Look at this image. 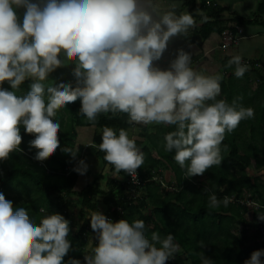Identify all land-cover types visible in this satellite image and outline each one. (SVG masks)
I'll list each match as a JSON object with an SVG mask.
<instances>
[{"label": "clouds", "instance_id": "obj_1", "mask_svg": "<svg viewBox=\"0 0 264 264\" xmlns=\"http://www.w3.org/2000/svg\"><path fill=\"white\" fill-rule=\"evenodd\" d=\"M177 7L176 0L167 6L164 0H0V160L19 150L21 125L35 133L29 144L36 146V158L52 154L60 143L57 109L80 98V112L93 122L98 114L111 112L126 113L130 124L173 126L164 149L186 168L187 178L219 165L225 134L254 117V109L217 99L223 75L195 70L191 53L183 48L168 68L154 63L171 38L196 26L193 15L177 14ZM66 58L75 63V81L43 79L56 64L69 63ZM243 60L236 54L227 62L235 66L237 78L248 70ZM29 79L30 90L19 95V86ZM5 81L13 90L2 86ZM98 148L114 176L124 171L136 180L144 154L129 130L104 126ZM62 151L73 157L77 152L70 147ZM87 169L83 159L74 168L82 175ZM204 190L210 193L209 208L229 205L230 197L218 199L214 191ZM88 216L98 243L85 253L86 264H166L180 251L172 233L149 237L142 219L113 220L100 210ZM258 218L264 221V212ZM69 232V220L61 213L37 221L25 203L13 205L0 192V264H82L64 259L72 248ZM262 256L264 249L254 250L243 264H264ZM200 264L213 260L201 253Z\"/></svg>", "mask_w": 264, "mask_h": 264}, {"label": "trees", "instance_id": "obj_2", "mask_svg": "<svg viewBox=\"0 0 264 264\" xmlns=\"http://www.w3.org/2000/svg\"><path fill=\"white\" fill-rule=\"evenodd\" d=\"M194 1L185 0V3L187 6L194 5ZM201 3L204 7L200 15L203 21L201 27L190 36L182 34L171 38L161 59L154 62L159 67L168 68L180 48L190 52L193 58L190 44L199 37L206 40L214 33L222 34L228 28L237 32L236 26L264 24V0L259 3L251 19L236 13L231 27L225 25L227 20L221 17L223 9L219 5H212L211 0H201ZM23 12V8L18 9L21 20ZM176 12L180 14L182 9L177 7ZM232 56L225 55L222 60L223 79L217 99L223 98L230 103L236 100L238 104L252 107L255 114L225 134L221 144L222 162L213 165L204 174L185 177L186 168H181L173 159V152L165 151L164 137L173 130V126L130 124L126 113L113 115L111 112L98 114L93 122L80 112L81 100L77 98L57 109L56 119L61 124L58 130L60 143L46 158L35 157L37 148L29 144L35 133L25 131L24 126H20L22 141L19 150L0 160V192L13 205L18 203L16 200L25 203L37 221L52 212L61 213L69 220L68 239L72 242V248L65 255V260L77 258L86 264L84 255L92 250L88 249L89 238L95 235L86 212L100 210L113 220L123 217L144 220L149 237L152 232H157L161 237L172 233L180 251L166 264H200L201 253L211 257L213 264H243L254 250L264 249V221L258 218V212H264V174H260L264 170V59L248 58V70L243 77L237 78L234 75L235 66H227ZM198 58L194 57L191 63ZM66 59L69 63L56 64L43 79L75 81V63L72 58ZM30 84V79L25 80L19 86L18 94L29 91ZM2 86L13 90L7 81ZM240 90L239 96L237 93ZM104 126L133 130L136 144L144 154L143 164L139 168L140 185L133 183L124 171L118 176L110 174L107 177L103 170L98 171L94 179L85 185H77L80 173L74 168L82 155L96 156L110 165L104 160V152L98 148ZM78 128L94 129L92 139L80 147L77 144ZM65 147L77 151L75 157L70 152L62 151ZM7 162L9 168L5 167ZM110 169L113 172L112 165ZM169 169L173 171L174 179L165 185L162 179L164 171ZM157 175L162 179H154ZM106 178L107 190L102 187V181ZM205 188L214 191L218 199L230 197L229 205L209 208L210 193ZM76 196L79 197L77 202L74 201ZM101 196L103 201L99 198ZM99 202H102V207ZM78 206L79 218L74 220L70 209ZM249 212L252 213L251 222L246 219ZM199 241H203L206 247L201 248ZM95 243L98 240L94 246ZM261 259L264 260V256Z\"/></svg>", "mask_w": 264, "mask_h": 264}, {"label": "rangeland", "instance_id": "obj_3", "mask_svg": "<svg viewBox=\"0 0 264 264\" xmlns=\"http://www.w3.org/2000/svg\"><path fill=\"white\" fill-rule=\"evenodd\" d=\"M167 3H170L171 0H166ZM259 0H256V5L258 3ZM176 3L179 4L180 0H176ZM256 7V6H255ZM262 41H264V35L261 34L257 35V37H254L252 40L250 39H242L239 40V43L237 44H231L230 46L226 47L225 49H223L221 46L218 49L213 50L212 52H219L221 54H234L231 51H234L236 54H242L243 59H248L250 57H253L256 55V53H262L264 54V48L262 47ZM205 44H203V50L206 52L207 50H205L204 47ZM212 45V44H211ZM213 46L214 43H213ZM194 49H197V45H193ZM215 52V53H216ZM209 53V52H207ZM211 54V53H210ZM217 54V53H216ZM211 56V55H210ZM258 56V54H257ZM258 57H263L264 55H259ZM257 57V58H258ZM216 59H214L213 57H209V62L208 63H202V65L200 66H196V70L197 71H202L206 74H212V73H216L219 72V67H220V61L219 58H217V56L215 57ZM256 84V83H254ZM253 89H255V86H253ZM242 90L238 91L237 95H241ZM248 101V98L247 100ZM228 103H230V101H227ZM78 142L79 143V147L81 145H85L87 144L88 141H90L92 139V134L94 133V129H81L78 128ZM129 135L130 137H133L135 134L133 133V130H129ZM81 159H83L87 165H88V169L87 172L85 174H80L79 180L77 185L83 186L86 183H88V181H91L94 179V176L96 173H98V171H104L103 173H107L106 176L109 177L110 174H113V172L111 171V169L109 170V166L105 163H103V161L96 157V156H89V155H82ZM10 164L7 162L5 164L6 168H9ZM260 174H264V170L261 171ZM93 176V177H92ZM174 179V174L173 171L171 169L169 170H165L164 171V177H163V183H165V185H167L168 181H172ZM107 178L104 179L102 181V187L107 190ZM100 200L103 201V197H99ZM79 200V197L76 196L74 198V201L77 202ZM15 202H19L18 200H16ZM100 207H102V202H99ZM256 207V206H255ZM80 207H73L70 209V212L72 214V217L74 218V220L78 219V213H79ZM87 217H89V213L90 211H87ZM246 219L251 222L252 221V213L249 212L246 214ZM96 236L95 235H91V237L89 238V245H88V249L89 248H93L94 247V242H96ZM250 243H252V241H250Z\"/></svg>", "mask_w": 264, "mask_h": 264}, {"label": "crops", "instance_id": "obj_4", "mask_svg": "<svg viewBox=\"0 0 264 264\" xmlns=\"http://www.w3.org/2000/svg\"><path fill=\"white\" fill-rule=\"evenodd\" d=\"M211 1L213 2L212 5L215 6L217 4L220 6L219 7L220 9H223V11L219 10L221 11V17L227 20L225 25L231 27L232 25H234L232 18H234V15L236 13L245 18H249V19L253 18L254 14L258 9V5L262 0H259L257 5H256V0H211ZM164 4L165 6H167L168 3L166 0H164ZM178 7L182 9V12H190L193 15L194 19L196 20V26L188 30L187 35L190 36L197 29H199L201 27V24L203 23L202 17H200V15L202 14L204 7L202 6L201 0H195L194 5L190 4L188 6L186 5L185 0H180ZM242 26H243L242 27L243 35L241 40L242 39L252 40L254 37H257V35L260 36L261 34L264 35V24L248 23ZM221 35L222 34L214 33L206 40H204L202 37H199L197 38L196 42L190 44L191 52L194 54L193 58L199 56V58L196 61L193 60L194 63H191V66L195 70H196V66L202 65V63H208L209 57H213L214 59H216L215 57L217 56V58L220 57L219 73H222V60L224 56L236 55L234 51H231L234 54H221L215 51L217 53L216 54L215 52H212L213 50L218 49L221 46V42L223 39ZM213 43L215 46H213ZM261 43H262V47L264 48V41H262ZM203 44H205L204 47L206 46L205 47V50H207L206 52L203 50ZM193 45H197L196 50L194 49ZM257 54L258 56L264 55L262 53H256L254 58L258 57ZM258 58L262 60L264 59L263 57H258Z\"/></svg>", "mask_w": 264, "mask_h": 264}, {"label": "built area", "instance_id": "obj_5", "mask_svg": "<svg viewBox=\"0 0 264 264\" xmlns=\"http://www.w3.org/2000/svg\"><path fill=\"white\" fill-rule=\"evenodd\" d=\"M238 29V32H234L233 30H227L223 33V36H224V43L222 44V48L225 49L226 47L230 46L232 43H237L240 38H241V32H242V28L240 27H237ZM244 63H246L247 65L250 64V61L247 59V60H243ZM258 66H260V64H258ZM128 177L129 179L137 184V185H140L141 184V180H140V176H139V172H138V169H137V178L136 180H132V177L128 174ZM156 179V177L154 178ZM256 205V204H254Z\"/></svg>", "mask_w": 264, "mask_h": 264}]
</instances>
